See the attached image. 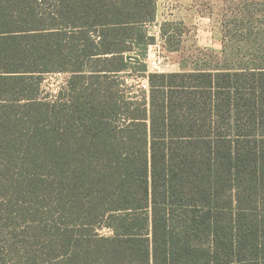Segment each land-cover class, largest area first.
Listing matches in <instances>:
<instances>
[{"label": "trees", "instance_id": "1", "mask_svg": "<svg viewBox=\"0 0 264 264\" xmlns=\"http://www.w3.org/2000/svg\"><path fill=\"white\" fill-rule=\"evenodd\" d=\"M156 18L0 0V264H264V68L151 73Z\"/></svg>", "mask_w": 264, "mask_h": 264}, {"label": "rangeland", "instance_id": "2", "mask_svg": "<svg viewBox=\"0 0 264 264\" xmlns=\"http://www.w3.org/2000/svg\"><path fill=\"white\" fill-rule=\"evenodd\" d=\"M158 8H162L159 16L167 37L166 45L160 39L155 42L156 47L149 48L152 55H148L147 63L151 73L225 67L264 68V0H171L165 7L157 5ZM149 27L150 33L158 36L159 32L154 33ZM198 35L201 45L197 42ZM168 49L183 52L182 55H171ZM69 77V73L45 74L39 98L43 101L56 99ZM116 80L129 97L140 98L142 91H149L147 76L135 70L122 73ZM15 110L24 113L22 108ZM261 129L253 133L264 135V129Z\"/></svg>", "mask_w": 264, "mask_h": 264}, {"label": "crops", "instance_id": "3", "mask_svg": "<svg viewBox=\"0 0 264 264\" xmlns=\"http://www.w3.org/2000/svg\"><path fill=\"white\" fill-rule=\"evenodd\" d=\"M162 8H158L157 9V18H156V21L153 23V24H151L152 26L154 25V27H149V29H152L153 31H154V33L155 32H162L160 29H161V27H162V22L160 21V16H159V13H160V10H161ZM163 20V19H162ZM159 33H157V35L158 36H155L156 37V42H159V40L161 39L163 42H164V44L166 45V38H163L162 37V34L161 35H159ZM151 34V33H150ZM152 35V34H151ZM154 36V35H153ZM198 37V44L199 45H201V38H200V35H198L197 36ZM210 45H213V44H211V43H209ZM155 47L157 46V45H154ZM165 49H167V48H165ZM169 51H168V53H170L171 55H182V52L183 51H181V50H172V49H168ZM148 55H152L151 54V50L149 51V53H148Z\"/></svg>", "mask_w": 264, "mask_h": 264}, {"label": "built area", "instance_id": "4", "mask_svg": "<svg viewBox=\"0 0 264 264\" xmlns=\"http://www.w3.org/2000/svg\"><path fill=\"white\" fill-rule=\"evenodd\" d=\"M170 1H171V0H156L157 5H158L159 7H161V5H162V7H165L167 4H169Z\"/></svg>", "mask_w": 264, "mask_h": 264}]
</instances>
